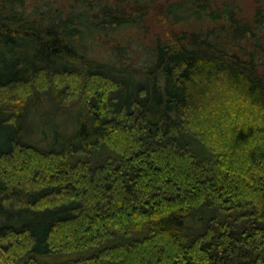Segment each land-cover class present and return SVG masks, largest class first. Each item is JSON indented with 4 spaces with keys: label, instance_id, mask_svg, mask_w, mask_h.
Returning <instances> with one entry per match:
<instances>
[{
    "label": "trees",
    "instance_id": "trees-1",
    "mask_svg": "<svg viewBox=\"0 0 264 264\" xmlns=\"http://www.w3.org/2000/svg\"><path fill=\"white\" fill-rule=\"evenodd\" d=\"M250 2L0 0V264H264Z\"/></svg>",
    "mask_w": 264,
    "mask_h": 264
},
{
    "label": "rangeland",
    "instance_id": "rangeland-1",
    "mask_svg": "<svg viewBox=\"0 0 264 264\" xmlns=\"http://www.w3.org/2000/svg\"><path fill=\"white\" fill-rule=\"evenodd\" d=\"M241 3H243L244 8H248V10L250 9L251 6V2L250 0H239ZM158 12L155 10H152L150 13H148V16L146 18V32L145 35L139 34V38L140 40L144 41L145 43H149L151 41L152 38H154L155 36H163L165 35V33H167L168 29H177L175 27H171L169 25H167V22H162L161 20H159V18H156V14ZM137 35L135 34L134 37H136ZM44 104H46L45 108L47 110V103L45 102ZM63 109L58 111L56 113V115L53 117L55 120H57V122L62 123L64 121V119L66 120V117H68V110L71 109L70 106H63ZM30 122L29 124L31 125V128L34 129L32 130L33 135H35L36 137L39 136L40 132L38 129H40L41 124L39 119L37 118V116L35 114L30 115ZM29 125V126H30Z\"/></svg>",
    "mask_w": 264,
    "mask_h": 264
}]
</instances>
